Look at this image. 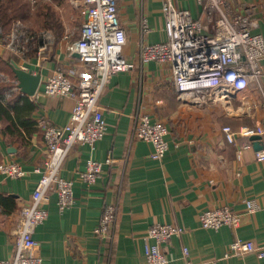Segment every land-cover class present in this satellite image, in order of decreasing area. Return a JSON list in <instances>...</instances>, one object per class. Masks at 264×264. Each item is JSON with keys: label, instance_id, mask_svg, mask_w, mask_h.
<instances>
[{"label": "crops", "instance_id": "crops-1", "mask_svg": "<svg viewBox=\"0 0 264 264\" xmlns=\"http://www.w3.org/2000/svg\"><path fill=\"white\" fill-rule=\"evenodd\" d=\"M206 1L176 3L201 17ZM76 2L80 7L81 1ZM163 2L118 1V15L127 34L125 56L135 64L131 70L115 73L100 95L107 121L105 135L94 146L74 145L65 157L60 172L74 180L75 201L61 211L57 193L52 192L46 205L48 217L34 231L42 247V264H146L143 235L155 222L185 228L171 239L169 264H188L185 247L191 264L208 257L218 259L216 264H264V258L253 254L222 258L228 244L237 238L264 243V160L255 157L256 141L238 158L236 149L243 138L229 143L222 131L224 124L237 129L264 123V75L229 97L203 104L180 99L169 63H142L139 59L142 44L167 40ZM227 12L249 13L252 29L264 38V0H227ZM79 17L69 37H65V29H46L54 42L42 57L30 51L25 58L0 47L4 57L11 56L26 71L41 74L37 93L28 95L35 109L20 114V121L16 115L0 118V160L17 159L28 172L23 178L0 173V260L14 255L19 210L30 201L40 178L33 169L44 160L46 146L37 121L47 116L53 123L66 124L74 107V97L44 94L42 83L58 67L85 68L79 56L67 49V44L79 37L84 20ZM261 64L264 70V59ZM18 104L22 105V99ZM145 112L168 126L169 147L162 160H151L152 144L134 136V115ZM27 119L24 126L21 121ZM6 125L8 130L3 131ZM90 158L101 160L103 171L95 182H82L78 173ZM246 199L260 206L255 213L246 210ZM112 202L118 204L119 213L110 240L95 234L94 229L104 207ZM223 204L241 214L242 224L238 228L202 227L200 212Z\"/></svg>", "mask_w": 264, "mask_h": 264}, {"label": "built area", "instance_id": "built-area-1", "mask_svg": "<svg viewBox=\"0 0 264 264\" xmlns=\"http://www.w3.org/2000/svg\"><path fill=\"white\" fill-rule=\"evenodd\" d=\"M80 1V16L84 20L78 39L69 42L67 49L69 53H78V58L86 66L80 71L58 67L42 83L44 94L74 97V107L66 124L53 123L47 116L37 121L46 146L44 160L33 169L40 178L31 192L30 201L19 210L14 255L1 259L0 264H42V247L34 237V231L48 217L46 205L52 192L57 193L61 211L75 201L74 180L60 172L65 157L74 145L89 143L94 146L105 135L107 121L99 104L100 95L115 73L131 70L135 64L125 56L127 34L118 15L119 0ZM161 10L165 16L167 40L142 44L139 59L142 63L151 60L169 63L180 99L203 104L239 93L263 77L264 38L252 29L249 13L230 15L227 0H207L201 17H194L189 9L178 6L176 0H164ZM65 34L69 37L68 32ZM53 42L49 31L30 32L22 19L16 20L11 30L4 33L0 19V47H5V50L26 58L27 52L35 49L42 57ZM75 74L78 76L76 79ZM9 80L10 75L0 72V84ZM12 82L5 98L19 89L18 79ZM134 117V136L152 144L151 160H162L169 147L166 122L146 112L137 113ZM222 131L229 143H237L238 138H243L236 149L238 158H241L243 150L252 148L255 141L252 137L260 135L256 141L261 147L254 152L257 160H264V123L241 125L237 129L224 124ZM102 171L103 162L90 158L78 173L79 179L93 183ZM0 173L10 178H23L28 174L17 159L0 160ZM245 202L249 213H255L260 207L253 199ZM118 213V204L108 203L94 229L95 234L112 240ZM199 221L204 228L217 229L225 225L238 228L242 224V216L230 205L223 204L201 211ZM184 231L185 228L176 223L155 222L150 225L143 235L146 264H169L167 249L171 239ZM184 254L191 264L186 247ZM248 254L264 258V243L237 238L228 244L222 258H244ZM217 260L208 257L199 264H216Z\"/></svg>", "mask_w": 264, "mask_h": 264}, {"label": "trees", "instance_id": "trees-1", "mask_svg": "<svg viewBox=\"0 0 264 264\" xmlns=\"http://www.w3.org/2000/svg\"><path fill=\"white\" fill-rule=\"evenodd\" d=\"M26 8L27 3L25 2V0H0V19L2 20V28H4L8 32L9 30H11L16 20L20 18L25 19V17L27 16ZM42 15L44 17V25L49 26L52 30L59 31L61 26L58 23L57 19L54 17L53 12L50 10L49 6L48 10H44ZM56 34L60 35L59 33ZM30 51L33 52L35 51V49L29 50L26 56L29 55ZM11 60L12 59L10 56L6 58L0 54V70L5 71L8 75H10L9 82H5L0 85V118L12 119V117L14 118V116L16 115L15 119L17 117L18 121H20V114L31 112L35 109L36 106L34 102L29 99L28 95L21 94V91L19 89V91H12L10 96L8 98H5L7 91H9L10 87L13 85L12 80L17 78L16 73L12 68ZM19 99H22L21 106H19L18 104ZM28 120L29 119L21 121V123L26 126ZM7 126L8 125L3 127L2 130L7 131ZM14 126L16 127V125ZM9 128L11 129V127Z\"/></svg>", "mask_w": 264, "mask_h": 264}, {"label": "rangeland", "instance_id": "rangeland-1", "mask_svg": "<svg viewBox=\"0 0 264 264\" xmlns=\"http://www.w3.org/2000/svg\"><path fill=\"white\" fill-rule=\"evenodd\" d=\"M25 2L27 3V16L22 20L30 32H38L50 28L44 25V17L42 15L44 10H48V6L60 24L61 31L65 29L68 33L75 32L80 20V8L76 0H25ZM3 30L8 33L4 28ZM0 72L5 71L0 70Z\"/></svg>", "mask_w": 264, "mask_h": 264}, {"label": "water", "instance_id": "water-1", "mask_svg": "<svg viewBox=\"0 0 264 264\" xmlns=\"http://www.w3.org/2000/svg\"><path fill=\"white\" fill-rule=\"evenodd\" d=\"M78 56V53H76ZM11 65L13 70L16 73L17 79H18V87L21 89L22 93L25 95H33L37 92L38 86L41 82V74L40 73H33L31 71H26L24 68H22L14 59L11 60ZM258 136H253L252 140H258ZM261 147V144L259 141L255 142L254 148L258 149Z\"/></svg>", "mask_w": 264, "mask_h": 264}]
</instances>
